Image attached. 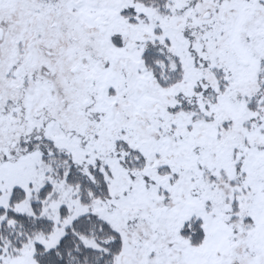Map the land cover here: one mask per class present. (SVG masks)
I'll return each mask as SVG.
<instances>
[{
    "label": "snow or ice",
    "instance_id": "6c2138e0",
    "mask_svg": "<svg viewBox=\"0 0 264 264\" xmlns=\"http://www.w3.org/2000/svg\"><path fill=\"white\" fill-rule=\"evenodd\" d=\"M0 264H264V0H0Z\"/></svg>",
    "mask_w": 264,
    "mask_h": 264
}]
</instances>
